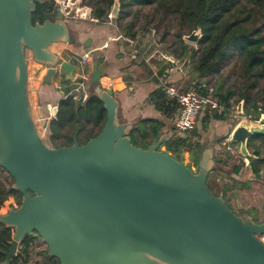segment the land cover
Instances as JSON below:
<instances>
[{"label": "water", "instance_id": "95a60500", "mask_svg": "<svg viewBox=\"0 0 264 264\" xmlns=\"http://www.w3.org/2000/svg\"><path fill=\"white\" fill-rule=\"evenodd\" d=\"M42 0H0V167L22 194L18 207L0 213L13 231L4 264L18 254L25 237L37 235L58 264H264V204L250 214L231 209L207 185L215 165L214 144H206L196 171L160 148L162 133L147 148L132 144V124L117 118L118 101L100 86L102 67L92 62L93 92L103 102L106 121L79 145L52 148L43 143L27 97L28 49L47 67L71 78L75 65L48 47L68 42L63 12L32 24ZM119 13L114 0L111 15ZM200 29L184 38L197 43ZM57 106L54 107L55 115ZM264 135V122L239 121L229 141Z\"/></svg>", "mask_w": 264, "mask_h": 264}, {"label": "trees", "instance_id": "16d2710c", "mask_svg": "<svg viewBox=\"0 0 264 264\" xmlns=\"http://www.w3.org/2000/svg\"><path fill=\"white\" fill-rule=\"evenodd\" d=\"M118 2V17L128 14L132 7L155 5L164 13L175 14L179 27L186 28L187 32L200 29L201 37L197 42L198 54L191 70L197 77L217 75L232 57H237L240 63L241 87L235 92L230 87L223 90L221 85L216 83L214 87L212 86V95L226 109L232 107L230 100L235 93L238 96L237 101H244L246 111L256 112L258 103L264 109V0H118ZM113 3L114 0H100L91 12L92 18L99 21L102 16L106 17L107 9L104 4L110 8ZM56 11V0H42L31 12L32 24L54 18ZM183 34L188 33H177L180 37ZM134 35L133 32L127 31V36L130 38L134 39ZM181 43H183L182 40ZM90 87L85 100L75 99L69 95L59 100L55 116L48 123L50 147L70 146L74 136L78 144L82 145L102 129L106 121V110L103 102L93 92L92 85ZM201 89L203 92L207 91L204 87ZM147 100L167 118L177 113L179 109L176 100L168 98L161 87L153 90ZM202 114L201 128L204 130L211 124V120L220 121L226 117L224 113H218L213 109H205ZM163 127L164 123L161 120L141 119L132 124L128 135L132 144L147 148L162 134ZM194 129L190 130L193 134L188 135L190 131L178 133L174 132V126L168 127L167 133H170V137L161 144L160 148L163 146L164 152L180 162H182V153L188 152L192 166L197 170L201 151L208 143L199 140L198 137L193 139L198 136ZM257 138L264 143L263 134H256L248 141L251 142ZM219 142L221 139L217 141ZM214 161L215 164L222 163L217 156H214ZM187 166L191 169L190 165ZM242 166L243 161L232 167V172L238 173ZM215 169L216 167L212 170ZM11 180L13 183L12 178ZM12 183L6 185L0 182V213H6L10 208L18 207L21 203L22 194L11 187ZM224 188L225 186L220 192L223 193L226 201ZM12 236V229L0 223V264L5 260V253L9 250ZM31 240L32 236L25 237L12 262L26 264L29 261ZM40 256L35 264L59 263L56 258L48 256L47 248L40 253Z\"/></svg>", "mask_w": 264, "mask_h": 264}, {"label": "crops", "instance_id": "0c3cea01", "mask_svg": "<svg viewBox=\"0 0 264 264\" xmlns=\"http://www.w3.org/2000/svg\"><path fill=\"white\" fill-rule=\"evenodd\" d=\"M72 7L73 17L65 18L71 29V39L68 42L52 43L48 47L51 52L75 65L71 78H66L64 70L59 68L49 82L45 83L47 67L34 61L33 58L31 62L27 61V97L37 131L42 130L48 139V123L55 116H53L54 107L59 100L66 95L81 99L86 94V89L89 94L90 86L93 87L90 76L92 62L95 60L98 66L102 67L100 86L109 88L118 101V120L131 124L141 119L161 120L164 123L162 133H167L177 113L167 118L162 111L154 107L152 102H148L147 98L153 90L162 88L158 76L163 71L168 70L167 82L179 89L188 79L185 72L179 68V65L177 66V63L171 65L157 56L152 58L151 63L141 61L132 53L133 46L125 40L128 36L119 31L115 20L111 18L102 22L93 19L89 9L91 7L81 6L80 0H76ZM85 14L88 16L84 17ZM85 52H89L90 61L86 79L81 85L77 58ZM208 77L210 76L195 77L189 88L198 82L206 84ZM230 116L234 121L226 124L228 132L223 134L228 135L223 136L221 142L217 143V149L214 145V156L220 158L222 163L215 164L216 169L212 170L208 177L217 170L218 178L221 179L220 188L225 186L224 195L229 207L235 212L239 211V214H250L256 209L260 210L264 204V143L259 138L251 142L247 141V155L239 153V143L229 141V134L237 124L236 116ZM227 146L236 150V153H230ZM242 161L243 166L239 172L233 173L232 167ZM19 248L20 246L18 251ZM13 258L7 264H18L12 262Z\"/></svg>", "mask_w": 264, "mask_h": 264}, {"label": "rangeland", "instance_id": "374dc122", "mask_svg": "<svg viewBox=\"0 0 264 264\" xmlns=\"http://www.w3.org/2000/svg\"><path fill=\"white\" fill-rule=\"evenodd\" d=\"M99 1L100 0H80L81 5L89 6L92 8V10L99 3ZM104 7L107 9V16H102V19L99 21L103 22L112 18V20H115L119 31L123 35H127V31L133 32L135 34V47L138 48L141 53L149 55L151 52L156 51L155 56L159 58H161V55H166L173 58V60H175L177 63V66L179 65V68L182 69L185 72V75L188 77L180 89L185 90L192 85L191 82H193L194 78L197 77L191 70V67L198 54V43L189 42L184 38L185 35H189L191 32H187L186 28L179 27V22L175 14L164 13L161 8H156L155 5H147L143 7H132L128 14L118 17L119 14L117 16L111 15L112 7L109 8L105 4ZM179 32L188 34H183V36L180 37L177 35ZM181 40L183 43H181ZM25 58L28 62H31L32 60L31 53L28 49L25 52ZM239 65V59L235 56L232 57L222 68V71L219 74L210 76L206 79V84L214 87L217 83L221 85L223 90L227 87H230L236 92L237 89H239L242 85V78L239 75ZM167 78L168 75L165 78V81H167ZM86 85L87 83L85 86ZM84 89L86 88H83V90ZM85 91L86 94H88L87 89ZM86 94L81 97L82 100L87 98ZM237 98L238 96L235 93V95L230 100L232 108H230L228 113L232 112L235 114V105L239 101H237ZM202 116L203 114L199 116L196 126L194 127L195 129L193 128L198 134V136H195L193 139H197L198 137V139L201 141H207V143L212 142L215 144V149H217V141L222 139L223 136L228 135H223L227 131L226 124L233 123L234 120L232 121L231 116L227 114L225 115L226 117L224 120H211V124H209V126L204 130L201 128ZM171 126L173 125H169V127ZM192 131H190L188 135H192ZM38 133L43 143L47 146H50L44 132L39 130ZM161 149L164 150V147L162 146ZM182 163L186 166L190 165L191 169L196 171V168L192 166L190 154L188 152L182 153ZM0 173V182H4L6 185L12 183L10 175L5 170L0 168ZM220 182L221 179L218 178L217 170L213 171L207 180L210 189L217 194L220 193L221 190ZM236 213L239 214V211Z\"/></svg>", "mask_w": 264, "mask_h": 264}, {"label": "built area", "instance_id": "2783aa9c", "mask_svg": "<svg viewBox=\"0 0 264 264\" xmlns=\"http://www.w3.org/2000/svg\"><path fill=\"white\" fill-rule=\"evenodd\" d=\"M76 0H56L57 9L63 12L64 19L67 17H73L72 5ZM82 6V5H81ZM91 11L92 9L89 8ZM82 15V14H81ZM88 16L85 14L84 17ZM111 17V16H110ZM133 46L132 53L137 56L141 61L151 63L152 58L155 57L156 51L151 52L149 55L141 53L138 48L135 47L134 39L129 36L125 38ZM161 58L166 60L169 64H176L175 60L170 56L161 55ZM90 61L89 52H85L77 58V68L79 71V84H84L86 79L88 64ZM168 70L163 71L158 77L162 85V90L166 96L170 99L176 100L179 105L177 114L173 120V126L176 132L184 133L192 130L197 123V119L205 109H213L218 113H224V115L236 116L237 123L241 120L249 119L253 122H264V109L261 104H257L256 112L254 110L246 111L243 100H240L235 105V114L232 112L228 113L230 109H226L222 103L212 95L213 87L207 84H196L186 90L179 89L174 84L165 81ZM202 87L206 88L207 91L203 92ZM232 108V107H231ZM227 150L230 153L235 154L236 150L232 147L227 146ZM257 239L264 244V233L256 235ZM20 246V245H19ZM46 249V245L37 236L33 235L30 241V254L31 257L26 264H35L40 259V253Z\"/></svg>", "mask_w": 264, "mask_h": 264}]
</instances>
